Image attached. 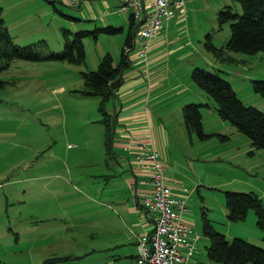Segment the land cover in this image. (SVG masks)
Returning <instances> with one entry per match:
<instances>
[{
	"label": "rangeland",
	"instance_id": "374dc122",
	"mask_svg": "<svg viewBox=\"0 0 264 264\" xmlns=\"http://www.w3.org/2000/svg\"><path fill=\"white\" fill-rule=\"evenodd\" d=\"M18 1L44 5L32 10L25 21L29 36L11 28L16 45L37 43L40 56L63 49L62 29L70 37L108 26L121 32L83 39L85 65L14 60L0 72L4 82L0 88V263L41 264L47 258L71 256L58 264H129L109 257L114 251L104 250L105 235H99L92 223L94 214L99 217L114 209L115 188L125 199L132 197L123 187V178L111 169L113 151L107 153L104 146L99 99L80 92L84 89L81 72L96 70L106 54L114 64L118 62L128 35L129 13L95 21L86 9L61 0H0V6L8 9ZM225 6L241 13L231 0H184L182 28L175 25L167 30L173 43L164 48L188 45L154 64L159 101L148 106L154 122L164 125L169 135L168 146L163 145L164 175L181 185L184 217L190 219L193 235L199 236L192 264H216L206 258L204 246L209 242L201 232L203 214L227 241L237 238L264 249L253 211L242 222H229L224 195L253 192L264 209V150L253 149L245 135L221 120L213 100L191 80L193 68L217 73L244 105L264 114V98L252 86L253 81H264V52L228 53L219 61L204 47L207 35L217 48L228 42L229 25L220 28L216 18ZM185 52L187 56L180 57ZM187 104L201 105L203 130L211 135L206 141L186 131L181 109ZM107 112L113 117L111 103Z\"/></svg>",
	"mask_w": 264,
	"mask_h": 264
},
{
	"label": "trees",
	"instance_id": "16d2710c",
	"mask_svg": "<svg viewBox=\"0 0 264 264\" xmlns=\"http://www.w3.org/2000/svg\"><path fill=\"white\" fill-rule=\"evenodd\" d=\"M240 7L241 13L232 11L231 6H225L216 14L217 23L221 28L228 24L230 37L223 47H215L207 35L205 49L219 61H224L228 53L255 54L264 52V0H231ZM128 35L124 41L119 60L114 64L112 57L106 54L99 61L94 71L81 72L84 89L80 91L85 96H94L99 99L98 112L101 116L105 131L104 146L106 152L111 151L113 129L116 116L107 112V105L113 101L116 92L123 83L124 72L131 67L129 53L133 50V37L136 26L129 15ZM121 29L111 26L95 28L93 31H80L70 37V32L62 29L63 49L60 52H50L40 56L38 44L31 43L24 46L16 45L9 33L0 8V72L9 68L14 60L28 62L62 61L70 65H85L83 39L92 37L97 39L98 34H117ZM192 82L210 97L215 105L217 116L229 122L239 133L245 135L253 149L264 150V114L259 110L244 105L236 96L229 82L217 73H211L201 68L191 71ZM4 82L0 80V88ZM253 90L264 98V81L252 82ZM201 105L187 104L181 109V117L188 134L194 133L198 140L206 141L211 135L205 134L200 113ZM227 219L231 223L245 220L249 211H253L256 226L262 232L264 242V209L261 200L253 192H225ZM202 236L207 238L206 258L209 263L216 264H264V249L246 241L234 238L227 241L225 236L212 225V221L205 214L201 218ZM197 251V249H196ZM194 254V253H193ZM71 256L51 257L41 264H58L71 260ZM2 264V263H0Z\"/></svg>",
	"mask_w": 264,
	"mask_h": 264
},
{
	"label": "crops",
	"instance_id": "0c3cea01",
	"mask_svg": "<svg viewBox=\"0 0 264 264\" xmlns=\"http://www.w3.org/2000/svg\"><path fill=\"white\" fill-rule=\"evenodd\" d=\"M49 1L51 2V0ZM61 1L67 6L69 5L68 0ZM35 3H38V5L35 6ZM35 3H29L28 5L26 2L18 1L12 3L8 9L7 6H0L4 23L11 36L13 35L11 28L18 35L21 34V36L27 37L31 34L24 27L25 21L32 17L33 11L35 12L37 8L44 6L40 1H36ZM28 6H33V8H28ZM117 6V3L113 0H86L76 7V9H86L90 18L97 21L99 18L105 16L126 13L109 14V11ZM6 9L10 10L9 13H12V15L6 12ZM26 10L29 12H26ZM182 16L184 14L179 10L171 9L169 18L163 22L165 24L163 26L164 31H160L151 42L146 63L135 64L136 46L134 45L133 37V50L129 53L131 67L124 72L123 83L111 102V109L116 116L113 132L114 138L111 142V151H113L111 152L112 160H114L115 164L111 169L115 175L123 178V187L129 190L132 200L125 199L121 193V189L115 188L117 195L114 194L112 201L114 209L101 213L99 217L96 216L97 214H94L96 219L92 223H94L95 230L99 235H105L101 243H103L105 251H114L109 256L114 257V262L124 260L128 261V263L130 262L129 264H136L137 242L146 237L153 228L151 217L139 201L148 191V172L134 161V155L137 151L135 144L141 143L147 146V148H151L157 153L163 165L166 162L163 145L167 143L168 146L169 135L164 125H157L154 122V117L150 115L148 106L154 105L159 101L158 94L160 91L157 89L158 85L154 81V74L156 73L154 64L164 59L168 53L184 50L188 45V43H183L174 48H164L165 45L173 43L167 30L175 25L182 28ZM188 53H182L180 57L187 56ZM165 168L166 166H164ZM166 179L172 192L181 196V185L167 177ZM182 219L189 226L190 219L184 217V214ZM206 245L204 246L205 249ZM194 263L198 264L196 261Z\"/></svg>",
	"mask_w": 264,
	"mask_h": 264
},
{
	"label": "built area",
	"instance_id": "2783aa9c",
	"mask_svg": "<svg viewBox=\"0 0 264 264\" xmlns=\"http://www.w3.org/2000/svg\"><path fill=\"white\" fill-rule=\"evenodd\" d=\"M86 0H68L76 8ZM107 1V0H93ZM117 7L109 14L129 13L136 26L134 45L136 63H146L151 42L163 29L171 9L184 14V0H113ZM134 161L148 172V191L140 203L151 217L152 231L136 245V264H190L199 236L193 235L182 217L184 198L172 192L164 175V165L157 153L144 144L136 143ZM195 264V263H193Z\"/></svg>",
	"mask_w": 264,
	"mask_h": 264
}]
</instances>
